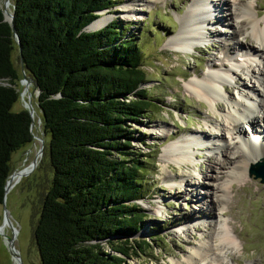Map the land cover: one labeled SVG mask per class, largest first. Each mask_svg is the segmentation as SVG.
Returning a JSON list of instances; mask_svg holds the SVG:
<instances>
[{"label":"trees","instance_id":"1","mask_svg":"<svg viewBox=\"0 0 264 264\" xmlns=\"http://www.w3.org/2000/svg\"><path fill=\"white\" fill-rule=\"evenodd\" d=\"M116 4L12 2L24 72L39 89L33 107L49 136L45 155L52 173L33 230L40 264H127L136 249L150 247L135 238L146 217L137 202L147 191L145 165L126 130L127 122L141 123L156 105L140 87L146 81L142 49L117 20L85 29L97 11ZM16 47L0 4V204L11 154L34 140L29 110L13 109L23 77L19 49L17 65L13 59Z\"/></svg>","mask_w":264,"mask_h":264},{"label":"rangeland","instance_id":"2","mask_svg":"<svg viewBox=\"0 0 264 264\" xmlns=\"http://www.w3.org/2000/svg\"><path fill=\"white\" fill-rule=\"evenodd\" d=\"M10 1L11 4L7 8L9 11L12 10L13 0ZM191 1L117 0L116 6L109 12L112 17L104 23L105 25L111 20H117L127 36L139 41L142 49L141 67L146 76V81L140 87L147 88L156 104L155 109L150 112V117H143L141 123L127 122L126 126L127 131L129 129L133 132L132 144L139 151V157L145 165L142 183L147 191L137 202L145 211L146 217L140 223L141 228L135 238H144L150 243V247L144 251L139 252L136 249L137 253H132L131 257L126 258V262L264 264V182L249 174V170L256 163L247 168L242 178L230 182L233 186L229 189L225 203L211 204L208 193L209 186L214 185L216 188H212L210 192L217 196L215 184L226 180L230 166L227 163L225 166L221 164L220 150L223 147L217 139L220 137L218 127L223 126L225 131H228L227 143H233L239 138L225 120L227 114H232L230 102L235 99L239 104L245 100L250 107L253 102L252 114L260 115V104L262 96L264 97V88L258 82L262 77V64L257 56L250 54L252 52L249 53L246 48L234 43L243 40V46L246 45L249 49L261 45L249 35L248 28L240 29L241 33L233 32V27L237 26L234 17H226V5H215L212 6V11L211 7L208 10L211 11L210 16H217L212 17L209 24L204 23L203 26L212 27L217 34L206 33L207 38L200 42L206 44L202 47L196 46L194 50H170L165 43L171 36L176 35L180 26L179 17L187 10ZM225 1L232 5L238 0ZM244 1L251 3L258 17L264 15V0ZM3 2L4 0H0L1 5ZM211 3L218 4V0H211ZM126 6L136 8L140 13H130L125 9ZM237 34H242L243 38L238 36L237 39ZM222 38L230 40L232 48L227 55L223 51ZM13 59L17 65V47L13 50ZM250 63V68L254 71L252 78L246 74L245 69ZM228 68L233 69L231 75L226 77L228 81L223 83L224 98L217 102L221 107L215 108L211 101L202 100L187 87V82L192 78H202L211 72L225 71ZM35 92V88H31V93ZM19 101L13 105V109L17 110L19 105L23 106V101ZM34 120V133L42 135L43 125L39 113H35ZM241 121L242 127L246 129L245 132L243 129L242 137H264L263 121L253 124L256 135L247 134L250 126ZM193 131L201 136L203 143L207 141L208 146L198 148L192 145L189 148L190 160L177 163L168 159L163 149ZM216 133L217 137L213 136ZM48 140L49 136L45 134L43 153L38 155L35 166L26 174L18 175L10 183L12 186L6 193L5 204H0V225L3 222V214L7 213L14 230L17 229V234L14 235L12 228L7 225H3L1 231L12 238L23 264H40L33 230L39 215L42 194L52 173L48 157L45 155ZM251 144L253 145L252 142ZM39 147L40 142L35 140L15 150L11 154V172L29 166ZM240 156L241 160H244V156ZM220 165L224 167H219ZM202 180L205 184H202ZM176 190L179 193H176ZM194 190L199 192L197 199L191 196ZM222 230L231 235L235 241L234 246L226 245L217 238ZM4 235L0 234V264H18ZM100 243L104 250L113 252L106 239L100 240ZM210 243L215 245V249H210ZM217 246L220 248L216 249Z\"/></svg>","mask_w":264,"mask_h":264},{"label":"bare ground","instance_id":"3","mask_svg":"<svg viewBox=\"0 0 264 264\" xmlns=\"http://www.w3.org/2000/svg\"><path fill=\"white\" fill-rule=\"evenodd\" d=\"M150 1V0H149ZM154 1V0H152ZM190 5V6H189ZM188 5L187 10L180 15L179 22L180 26L176 33V35L171 36L165 43V45L170 50L175 51H182V52H188L190 50H194L197 45L200 44L201 41H205L207 37H205L206 33L210 34V32H213L214 35L217 34V31L213 30L212 27L209 26H203L204 23L209 24V20L212 19V17L217 16H210V13L212 11V6H219V5H226L227 9V18L234 17V22L236 23V27H233V32L241 33L240 29L242 28H248L249 29V35H251L252 38L257 40L259 45L261 47L253 46L251 49H249L248 46H243V40H237L234 44L240 46L241 48H246L249 53L253 56H257L260 64H262V69L260 71L261 78L258 80L259 85L263 86L264 88V62L262 60L264 59V15L261 17H258V13L255 11L254 7L251 6V3L244 1V0H238L237 3L230 5L229 2L225 0H218V4L211 3V0H192L191 3ZM209 7H211V11L209 12ZM127 8V11L130 13H140L137 12L136 8H129V6L125 7ZM222 16V15H221ZM112 17L111 13L101 10L98 12V16L89 24V29H96L99 28V26L104 25L105 22H107ZM233 25V24H232ZM233 32L231 33V37L233 36ZM243 32V31H242ZM208 36V35H207ZM236 36V35H235ZM243 38V35L237 34V39ZM221 37V36H219ZM223 51L227 55L229 52H231V46H230V40H224L221 39ZM235 45V46H236ZM245 62V61H244ZM246 63V62H245ZM238 66V65H237ZM245 66V65H244ZM251 67V63L246 65V74L252 78L254 77V71ZM233 68H228L227 70H218L215 72H211L208 75L203 76L202 78H192L187 82V87L192 89L197 96H199L202 100L205 101H211L214 104V107L216 108L221 107L219 100L221 98H224L223 94V83H225L226 77L231 75V71ZM228 81V80H227ZM222 85V87H221ZM251 89V88H249ZM257 90V89H256ZM198 98V97H197ZM216 103V104H215ZM230 112L232 114H227L225 117V120L228 122V124L231 125V130L233 133H235L236 137H239L237 141L233 143H227V140L229 137H226V132L223 126H219L218 129L220 130V134L217 133L213 136H216L217 139L221 141V147H223L220 150L222 161L221 164L224 166L227 164H230L226 180H221L217 184V196L211 194L212 188L214 185L209 186V200L211 201V204L218 205L220 203H225V200L228 196L229 189L232 188L233 185L230 184L232 180L240 179L244 176L247 168L254 163H258L264 160V137H261L260 135H256L255 127H253V124L255 122L263 121L262 127H264V97L262 96V103L260 104V115H254L251 112V107L254 106V103L247 104V102L244 100V102H236L232 101L230 102ZM245 121L250 127V130L247 131V134L256 135L258 137H251L248 138V136H241V133L246 131L245 127H242V121ZM224 130V132H223ZM254 130V131H253ZM209 138V137H208ZM191 139V140H190ZM212 140V138L210 139ZM214 140V139H213ZM252 140V141H251ZM202 142L201 136L196 133V131L191 132L188 136L174 140L169 145H167L163 151L167 155L168 159H171L173 161H177V163L190 160L191 157H189V148L194 145L195 147L199 146H208L207 141ZM253 143V145L251 144ZM184 143V144H183ZM198 146H197V145ZM193 146V147H194ZM234 148H237L234 150ZM260 152H257V151ZM239 157H238V153ZM255 152V153H254ZM244 156V160H241V156ZM194 156V155H193ZM172 157V158H171ZM35 165H33L34 167ZM220 165L219 167H224ZM19 174L13 175V178L11 179V182L15 180V178ZM216 175H214L215 177ZM171 179L172 177L169 176ZM206 180V179H204ZM185 181V179L182 181V183ZM181 183V181H180ZM205 184V181L202 180V184ZM212 184V183H211ZM187 185L185 183L186 188ZM176 193L177 192L176 190ZM199 192L193 191L191 193V196L194 198H198L197 195ZM13 226V225H12ZM14 227V226H13ZM223 228V227H222ZM14 231V229H13ZM5 236V235H4ZM220 238L221 241L226 245H235V241L232 239L231 235H229L226 231L222 230L221 234L217 235V238ZM7 243L10 244L9 238H7ZM219 239V240H220ZM13 242V240H12ZM10 246V245H9ZM215 245L210 243V249L213 248ZM220 248V247H216ZM221 250V249H220ZM197 253L200 254L198 251ZM201 255V254H200ZM191 260V259H190Z\"/></svg>","mask_w":264,"mask_h":264},{"label":"water","instance_id":"4","mask_svg":"<svg viewBox=\"0 0 264 264\" xmlns=\"http://www.w3.org/2000/svg\"><path fill=\"white\" fill-rule=\"evenodd\" d=\"M11 1L10 0H4L2 6H3V13H4V19L7 20L10 24H11V28H12V32H13V37L15 42L18 44V49H19V61H20V68L23 72V77L20 80V83L22 85V91L20 93V99L23 101V106L25 108H27L29 110V113L31 115V130L33 133V142L35 140H38L40 142V147L38 149V152L36 153L35 157L33 158L31 164L27 167H24L22 169L19 170H14L12 171L6 182H5V188H4V195H3V199L1 204H5V199H6V193L9 190L10 186V182L11 179L13 178V175L15 173L19 174L20 176L23 174H26L27 172H29L30 170H32L33 165H35L36 161H37V157L38 155H42L43 153V149H44V135H45V131L43 130L42 135H38L34 133V125H35V120H34V114H35V110L33 107V100H32V93L30 88V85L33 83V79L31 77H29L25 72H24V64H23V59H22V54H21V50H20V40H19V35L18 32L16 30L15 24H14V12L11 10L9 11L7 8L8 6H10ZM13 7V5H12ZM101 11V10H100ZM106 11V9L104 10ZM99 12V11H97ZM107 24V23H106ZM89 24L86 26V30H94V29H89L88 28ZM104 26V25H103ZM102 27V26H101ZM100 28V27H99ZM98 29V28H96ZM36 92L35 94L38 95L39 94V89H35ZM28 154V152H27ZM249 174L250 175H254V177L259 178L261 182H264V160L261 162L256 163L255 165L252 166V168L249 170ZM2 224L0 225V234L4 235L3 232L1 231V227L3 225H7L8 228H12V230L14 229V227L12 226V222L9 218V216L7 215V213L3 214V220H2ZM14 235L17 234V229L14 230L13 232ZM6 236V235H5ZM7 238H9L8 236H6ZM10 240V252L13 256V258L15 259L16 262H18V264H23L21 259H20V255L19 252L17 251V249L15 248L14 244L12 243V238H9Z\"/></svg>","mask_w":264,"mask_h":264}]
</instances>
